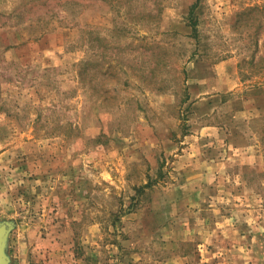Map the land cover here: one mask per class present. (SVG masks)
<instances>
[{
  "label": "rangeland",
  "instance_id": "rangeland-1",
  "mask_svg": "<svg viewBox=\"0 0 264 264\" xmlns=\"http://www.w3.org/2000/svg\"><path fill=\"white\" fill-rule=\"evenodd\" d=\"M193 143L235 223L264 227V0H0L9 264L163 262L180 221L145 205L198 187L177 182Z\"/></svg>",
  "mask_w": 264,
  "mask_h": 264
},
{
  "label": "crops",
  "instance_id": "crops-1",
  "mask_svg": "<svg viewBox=\"0 0 264 264\" xmlns=\"http://www.w3.org/2000/svg\"><path fill=\"white\" fill-rule=\"evenodd\" d=\"M214 100L215 97L211 96L208 99L193 102V109L196 110L201 104L207 105V109L214 108ZM206 114L209 116L211 113L207 111ZM206 128L215 129L217 132L220 129L219 126L218 129L212 125ZM193 140H197V138L193 136ZM193 146L194 143L190 147L181 149L182 153H180L178 163H184L181 167L184 172L194 174L189 179L179 178L181 181L177 182H179L178 187L182 190L185 186L188 187L187 184L192 181H198L199 184H193L194 186L198 184V187L187 195H182V191L180 196V192H178V195L175 196L176 199L169 202L166 207L164 205L153 209L151 205H145L146 213L151 214L153 219L171 220L178 218L177 220L180 221L179 227H174V225L165 222L163 227L161 226L163 232L167 234L164 240H167L170 252L163 262L155 264H264V227L249 231L243 223H235L238 215L230 207V204H234L235 197L231 194L222 196V198L215 196L214 191H210V189L219 187L217 180L207 176L208 174L201 179V175H195L197 171L205 172V167H203L205 166V159L201 157L204 154L203 150ZM179 168L178 166L175 170ZM156 183L157 181L154 182L149 178L148 182L145 181L137 189H139L138 191L152 189L157 186ZM203 187L208 189V194L199 191ZM148 203L154 204V200H150ZM181 204L188 207L184 211L181 210L182 213L177 211L175 215H172L170 209L173 206H181ZM218 204H226L227 206L222 209L218 206H215L216 208L211 207L213 211H209L211 210L210 206ZM241 218L244 219V217ZM243 222L246 224V221L243 220ZM195 223L197 225H194ZM175 244L182 248L181 252L174 248ZM185 245L189 247L188 251L184 252Z\"/></svg>",
  "mask_w": 264,
  "mask_h": 264
},
{
  "label": "water",
  "instance_id": "water-1",
  "mask_svg": "<svg viewBox=\"0 0 264 264\" xmlns=\"http://www.w3.org/2000/svg\"><path fill=\"white\" fill-rule=\"evenodd\" d=\"M12 225L9 222H0V264H9V257L6 253L8 238Z\"/></svg>",
  "mask_w": 264,
  "mask_h": 264
},
{
  "label": "trees",
  "instance_id": "trees-1",
  "mask_svg": "<svg viewBox=\"0 0 264 264\" xmlns=\"http://www.w3.org/2000/svg\"><path fill=\"white\" fill-rule=\"evenodd\" d=\"M139 190V189H138Z\"/></svg>",
  "mask_w": 264,
  "mask_h": 264
}]
</instances>
